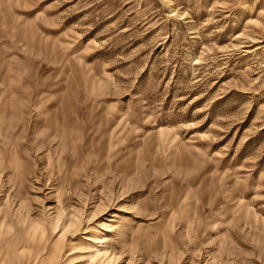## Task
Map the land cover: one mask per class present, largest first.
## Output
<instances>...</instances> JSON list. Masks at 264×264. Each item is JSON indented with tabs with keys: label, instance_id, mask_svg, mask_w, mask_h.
Wrapping results in <instances>:
<instances>
[{
	"label": "rangeland",
	"instance_id": "374dc122",
	"mask_svg": "<svg viewBox=\"0 0 264 264\" xmlns=\"http://www.w3.org/2000/svg\"><path fill=\"white\" fill-rule=\"evenodd\" d=\"M0 264H264V0H0Z\"/></svg>",
	"mask_w": 264,
	"mask_h": 264
}]
</instances>
